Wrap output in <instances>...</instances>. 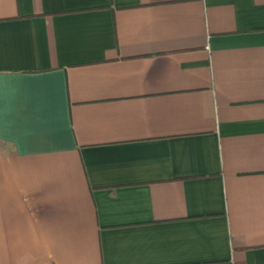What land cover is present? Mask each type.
Segmentation results:
<instances>
[{
	"label": "crops",
	"instance_id": "crops-1",
	"mask_svg": "<svg viewBox=\"0 0 264 264\" xmlns=\"http://www.w3.org/2000/svg\"><path fill=\"white\" fill-rule=\"evenodd\" d=\"M0 264H264V0H0Z\"/></svg>",
	"mask_w": 264,
	"mask_h": 264
},
{
	"label": "snow or ice",
	"instance_id": "snow-or-ice-1",
	"mask_svg": "<svg viewBox=\"0 0 264 264\" xmlns=\"http://www.w3.org/2000/svg\"><path fill=\"white\" fill-rule=\"evenodd\" d=\"M0 103H2V101H0Z\"/></svg>",
	"mask_w": 264,
	"mask_h": 264
}]
</instances>
